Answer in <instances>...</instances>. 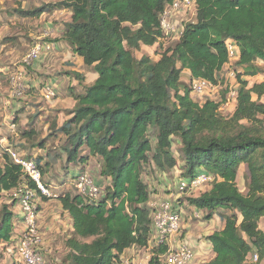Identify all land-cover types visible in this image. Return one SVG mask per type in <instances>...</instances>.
<instances>
[{
  "label": "trees",
  "instance_id": "obj_1",
  "mask_svg": "<svg viewBox=\"0 0 264 264\" xmlns=\"http://www.w3.org/2000/svg\"><path fill=\"white\" fill-rule=\"evenodd\" d=\"M174 1L59 0L21 11L24 16H39L53 7L69 9L63 38L98 73L97 80L75 97L73 116L61 131L68 144L65 164L98 157L100 175L111 183L96 201L70 192L60 197L73 222V235L66 242L67 264H116L127 249L148 247L154 210L149 206L151 192L143 168L153 162L165 171L179 166L180 160L184 180L202 173L211 176L209 189L186 201L208 211L206 218L219 210L225 221L222 230L205 238L215 253L205 264L264 261L260 228L264 219V81L250 85L244 78L264 74V65L256 64L264 62V0H194L195 21L185 24L175 46L157 60L137 58L135 51L142 46L162 44L161 15ZM228 41L237 44L235 64L244 72L237 74L234 109L224 115L221 106L228 88L221 101L199 102L190 86H182L181 76L188 69L190 85L194 78L223 84L218 83L219 74L234 62ZM211 93L206 96L213 97ZM175 139L182 146L179 157L173 150ZM84 146L87 154L80 153ZM240 165L249 173L246 192L237 184ZM23 181L22 167L0 149V244L5 243L12 253L19 252L21 235L13 237L11 206L17 200L10 193ZM6 196H12V204L2 202ZM167 247L153 248L151 263L166 264L160 255ZM255 254L257 261L251 260Z\"/></svg>",
  "mask_w": 264,
  "mask_h": 264
},
{
  "label": "rangeland",
  "instance_id": "obj_2",
  "mask_svg": "<svg viewBox=\"0 0 264 264\" xmlns=\"http://www.w3.org/2000/svg\"><path fill=\"white\" fill-rule=\"evenodd\" d=\"M59 2V0H0V67H3L5 63L10 66V75L11 73L21 66L22 59L28 54L29 50L33 47L38 36L41 37L42 41L55 43L53 40L58 39L64 29L63 22L65 20H69V9L65 8H54L52 10H45L39 16H24L21 14V11H29L34 10L39 7L45 6L46 4H55ZM53 6V5H51ZM51 9V8H50ZM190 10L186 13H174L172 14L168 20L176 27L177 32L169 34L162 42V44L157 43L154 46H142V48L138 51H135V56L137 58H141L143 56H149L153 60H157L160 58V54L166 49L175 46L178 38L184 30L185 24L190 21H195L196 13L194 14V9ZM162 16V15H161ZM162 19V18H161ZM179 28V29H178ZM179 31V35L177 34ZM36 37V38H35ZM55 52V48L51 52ZM50 52V53H51ZM49 53V54H50ZM47 54V55H49ZM47 57V56H46ZM45 55L42 59L46 58ZM237 59L234 58V62L227 65L223 71L220 72L218 83L223 84H214V88L211 94L213 97H207L206 94L202 96H194L196 101L202 102L208 98H213L217 101H221L223 97V93L226 88H228V94H226V102L221 106V113L224 115H230L234 109L235 97L237 96L238 89V80L237 74L244 72V67L238 66L235 64ZM257 65L263 66L264 62L262 60H258L256 62ZM60 69V66H58ZM56 68V69H58ZM63 69V68H62ZM55 72H51L53 74ZM3 74V73H0ZM41 74V73H40ZM48 74V75H51ZM9 75V76H10ZM39 75V74H37ZM28 76V75H27ZM26 76V79H27ZM33 76V75H32ZM40 78V75L39 77ZM245 79L249 80L250 85L256 81L264 80V74L260 73L255 77L245 76ZM42 79V78H41ZM3 78L0 77V84ZM45 80V79H43ZM221 80V81H220ZM182 86L186 85L190 86L189 78L181 80ZM78 84V83H77ZM8 85V84H7ZM47 84L42 83L41 87V96L42 100H49L47 107L52 109H56L59 107L61 110V114L64 116L67 114L66 112L69 110L67 104H60L59 102L64 100V98H68V94L65 96L63 92H60L55 88V95L49 97L47 99L44 95V91ZM10 89V85L8 86ZM51 87V86H50ZM0 100L2 98L5 99V96L10 92H5V87L2 89L0 85ZM67 91V90H66ZM7 93V94H6ZM36 95L35 101L40 100V93H34ZM27 95H29V90L26 91V94L23 98H18L17 100L24 99ZM256 98V97H255ZM43 100V102H44ZM41 101V100H40ZM55 102H58L55 106H52ZM2 110V109H0ZM31 113V112H30ZM16 112L14 113L15 116ZM60 115V114H59ZM61 117V116H60ZM10 120L8 122L9 130L5 127V125H0V130L7 137V142L4 143V146H10L13 149H17L20 153V149L16 147V144L10 145L9 137H15L16 134L10 132ZM14 132V131H12ZM11 137V138H12ZM152 141L155 143L154 134L151 135ZM67 144V139L65 136L59 138V135L54 137L52 143L50 144V148H52L53 157L51 160L54 162L53 166L46 169V165L40 164L41 169L44 166L43 173V181L48 185L49 189L52 191V197L50 198L49 210L53 212V215L49 213L47 217V223L50 224V228L48 230V234L46 235L43 229L40 227V218H43V211L46 210L45 207H42L40 204V214L37 223L39 224V231L43 238V243L39 247V250L42 252L45 257L46 264H67L66 256L69 253V249L66 245L67 239L73 235L70 232L71 222L68 219L67 212L62 209L63 206L60 204V197L64 196L66 193L70 192L72 194L78 193V190L75 186V179L73 175L79 171H88L93 177L94 181L99 184L103 193L100 197L104 196L105 189L110 186V179L101 177L100 175V163L99 158L95 157L93 163L90 162L87 164L84 169H80V165L83 164V161H79L77 166H71L65 168V162H62V153L65 152V146ZM182 146L181 143L175 139L173 142V150L175 155L179 157L180 150ZM89 151L86 146H84L80 153L87 154ZM63 160H66V155L63 153ZM34 159V158H33ZM61 159V160H59ZM180 160V159H179ZM180 165L182 161L180 160ZM64 165V166H63ZM73 165V164H72ZM179 166H176L172 169H168L165 171L160 170L157 166L152 162L151 164H146L143 168V179L147 183L149 190L151 192V197L149 201V206H151V202L156 200H170L174 205H176L179 201L184 202L190 196H199L204 191L208 190L210 187V181L204 182L201 186L195 189H188L186 192H182L179 190V186L182 181V170ZM62 167V168H61ZM64 167V168H63ZM69 171L67 172L66 170ZM237 184L241 191L246 192L248 184H249V173L245 165H240L238 181ZM173 194V195H172ZM99 197V198H100ZM5 200H9V197H5ZM4 200V201H5ZM19 203V202H18ZM40 203V202H39ZM189 203L187 201L185 207H189ZM174 207V206H173ZM176 208V206H175ZM227 214H231V211L222 210ZM208 211H204L200 220L202 221L206 218ZM240 215V214H239ZM198 218H196L197 220ZM239 220H242L239 218ZM23 229L20 231L13 232V237L17 238L20 236L25 228V222L23 220ZM260 228L264 229V222L260 223ZM91 240V239H89ZM88 240V241H89ZM137 250V249H136ZM13 251L7 250V245L5 243L0 244V264H24L22 259L20 258L18 253H12ZM145 253H141V256L151 258L149 255V251H144ZM136 254H140V252L136 251ZM136 255H127L128 257H134ZM253 260V259H251ZM153 264V263H152ZM205 264V263H204ZM264 264V261L262 262Z\"/></svg>",
  "mask_w": 264,
  "mask_h": 264
},
{
  "label": "crops",
  "instance_id": "obj_3",
  "mask_svg": "<svg viewBox=\"0 0 264 264\" xmlns=\"http://www.w3.org/2000/svg\"><path fill=\"white\" fill-rule=\"evenodd\" d=\"M68 14L69 17H71L70 10L68 11ZM66 21L67 20L63 22L64 28ZM63 32L64 29L62 30V33L59 38L53 40L55 42V52L53 51L49 55H45V57H47L44 59H38L34 62L32 66L27 69L28 76L26 82L28 85L29 95H27L22 100H13L8 94L5 96V99L2 100L1 98L0 100V109H2L0 110V125H5V127L9 130V120L10 122H14L16 124V129L14 132H12L10 127L11 133H17L15 137L8 136L9 143L11 142L10 145H13V143H15L16 147L20 149L22 155L28 158H34L40 164L46 165V169L50 168L54 164V162L51 160L53 154L51 150L52 148H50V144L52 143L54 137L59 135V138H62L63 136H65L63 131H61V127L67 120L71 119L73 116L71 111L75 108L77 103L75 97L77 95L83 94L86 90V87L92 85L98 78V73L95 71L94 65H87L84 62L83 57L73 52L71 45L66 40H64ZM37 39H41V37L38 36ZM2 64L4 65L3 67H0V73L3 74H0V77L3 78V80H1L3 84L0 85L2 89L5 87V92H8L10 77L9 75L11 70L10 66L6 65L3 62ZM58 66H60V69L58 68ZM52 71L55 73L51 74ZM37 74L40 75V78H38L39 75ZM190 77V71L188 69H184L182 71L181 80L183 78L187 79ZM42 83L43 85L47 84L56 87L59 93L63 92L64 94L67 92L65 96L68 94V98L65 97L64 100L59 102L60 104H67L68 107H70L68 108L69 110L66 112L67 114L63 116L59 107L56 109L47 107L49 100L43 99V102L41 96ZM34 93H40L41 101H35L36 95ZM57 103L58 102H55L54 104H52V106H55ZM15 112L16 114L14 116ZM2 132L0 130V149H2L4 143L7 142V137L5 136L7 134H3L4 132ZM1 138H4L3 143L1 142ZM65 155L67 158L66 153ZM62 157V162L64 161L66 163V160H63ZM94 158L95 157L92 156L90 159H88L87 162L81 164L80 169H84L87 164L89 165L90 162L93 163ZM77 165L78 163H71L66 164V166H63L67 168ZM66 171L68 172L69 170L67 169ZM78 173L79 171L76 172L73 176H77ZM12 194L13 191L10 193V195ZM12 196H6L9 197V200H5L4 197L2 202L12 204L11 202L14 201ZM43 197L44 196H39V202L42 207L46 208V210L43 211V218H40L39 221L40 227L44 230L43 232L47 235L48 230L50 228V224L47 223V218H49V221H51V218L47 217V215L49 213L53 215V212L49 210L48 206L50 204V198L46 197L47 199H44ZM186 203L187 201H179L176 205L173 204L174 206H176V209L181 213L182 228L179 233L175 234L170 238L167 246L173 247L178 246L183 241L188 242V244L194 250V258L191 264H204L211 261L215 257L213 245L205 238L206 236L212 234L215 231L222 230L225 227V221L219 215V210L213 213V216L211 218H205L202 221V219L200 220L199 218L201 214L206 210H198L197 208L191 205L189 207L184 208V205H186ZM60 205L62 206V203ZM11 210L14 213V218L12 221L14 226V232L20 231L23 229L24 215L18 201H16L15 205L12 204ZM196 218L198 219L196 220ZM68 219H70V222L72 224L70 227V232L72 233L73 222L69 214ZM262 221L264 222V219H262L260 223ZM157 246V241L152 235L149 240L148 247L140 248L138 246H133L127 249L121 255V257H125L128 254H131L138 256V258H147L141 256V253H145L144 251L146 250L149 251L150 256H152L151 250ZM136 251L140 252V254H136Z\"/></svg>",
  "mask_w": 264,
  "mask_h": 264
},
{
  "label": "built area",
  "instance_id": "obj_4",
  "mask_svg": "<svg viewBox=\"0 0 264 264\" xmlns=\"http://www.w3.org/2000/svg\"><path fill=\"white\" fill-rule=\"evenodd\" d=\"M191 8L196 13V5L194 0H175L172 4L167 6L161 16V24L163 28L164 40L169 34L176 33V27L168 20L174 13H186ZM179 29V28H178ZM182 33V32H180ZM179 35V31L177 33ZM181 36V35H180ZM180 38V37H179ZM178 38V39H179ZM228 50L231 60L237 58L238 46L234 41H228ZM55 48V43L42 41V39L35 42L28 54L22 59L21 66L14 70L9 77L10 98L17 100L23 98L28 90L26 76L27 69L34 64L35 61L49 54ZM230 60V61H231ZM232 63V62H230ZM47 85L44 95L47 99L55 95V88ZM214 84L204 78H194L191 81V94L194 96H202L213 91ZM11 130L15 131L16 124L11 122ZM4 142V138H1ZM4 152H7L10 158L22 167L25 174V181H23L15 190H13V197L19 202L21 206L25 228L21 234L18 242L19 256L24 264H46L45 257L39 250L43 243L42 235L39 231V224L37 223L40 214L39 196L52 197V191L48 185L43 181V173L38 162L33 158H28L22 155L17 149L10 146H2ZM211 176L202 173L194 179L188 181L182 179L179 190L186 192L188 189H195L201 186L204 182H209ZM30 180L35 183V187H31L27 182ZM75 186L78 194L86 201L92 202L99 199L103 193L101 187L94 181L93 177L88 171H82L77 174L75 179ZM153 212V237L157 244L168 245L172 236L179 233L182 228V218L180 213L173 207L170 200H156L151 202ZM166 253L160 255V258L166 264H191L194 258V250L183 241L178 246L167 247ZM10 251H12L10 249ZM150 256V255H149ZM152 258V256H150ZM151 258L121 257L116 264H152ZM253 260L257 261L258 256L255 254Z\"/></svg>",
  "mask_w": 264,
  "mask_h": 264
},
{
  "label": "clouds",
  "instance_id": "obj_5",
  "mask_svg": "<svg viewBox=\"0 0 264 264\" xmlns=\"http://www.w3.org/2000/svg\"><path fill=\"white\" fill-rule=\"evenodd\" d=\"M40 196H42V195H40ZM49 198V197H48ZM40 204V203H39Z\"/></svg>",
  "mask_w": 264,
  "mask_h": 264
}]
</instances>
